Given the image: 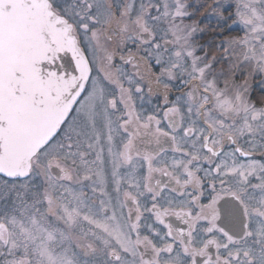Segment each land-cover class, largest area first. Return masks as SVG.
<instances>
[{
    "label": "snow or ice",
    "instance_id": "1",
    "mask_svg": "<svg viewBox=\"0 0 264 264\" xmlns=\"http://www.w3.org/2000/svg\"><path fill=\"white\" fill-rule=\"evenodd\" d=\"M0 264H264V0H0Z\"/></svg>",
    "mask_w": 264,
    "mask_h": 264
}]
</instances>
